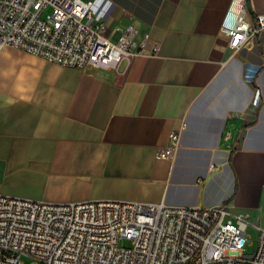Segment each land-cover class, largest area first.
Wrapping results in <instances>:
<instances>
[{
    "label": "crops",
    "instance_id": "1",
    "mask_svg": "<svg viewBox=\"0 0 264 264\" xmlns=\"http://www.w3.org/2000/svg\"><path fill=\"white\" fill-rule=\"evenodd\" d=\"M94 1L114 40L137 25L145 49L82 70L4 48L0 193L228 205L264 228V28L233 51L234 0ZM250 1L264 19V0ZM183 121L174 159L158 157Z\"/></svg>",
    "mask_w": 264,
    "mask_h": 264
},
{
    "label": "built area",
    "instance_id": "2",
    "mask_svg": "<svg viewBox=\"0 0 264 264\" xmlns=\"http://www.w3.org/2000/svg\"><path fill=\"white\" fill-rule=\"evenodd\" d=\"M94 8V0H0V53L13 47L85 70L116 67L144 51L148 35L138 39L137 25L114 40ZM263 28L264 19L254 21L246 0H234L222 31L238 51ZM186 129L183 121L158 157L173 160ZM252 224L249 212L228 205L55 203L0 193V264H264L263 227L256 224V251L245 250Z\"/></svg>",
    "mask_w": 264,
    "mask_h": 264
},
{
    "label": "rangeland",
    "instance_id": "3",
    "mask_svg": "<svg viewBox=\"0 0 264 264\" xmlns=\"http://www.w3.org/2000/svg\"><path fill=\"white\" fill-rule=\"evenodd\" d=\"M258 224V223H257ZM248 241L245 246V250L247 254H252L254 251H256L259 243V231L256 226V222L254 221V224L250 225L248 230ZM128 244V243H125ZM24 260L29 263V260L27 258H24Z\"/></svg>",
    "mask_w": 264,
    "mask_h": 264
},
{
    "label": "trees",
    "instance_id": "4",
    "mask_svg": "<svg viewBox=\"0 0 264 264\" xmlns=\"http://www.w3.org/2000/svg\"><path fill=\"white\" fill-rule=\"evenodd\" d=\"M246 2H247V6H248V9H249V11H250L252 17H253V18H256L255 14H254V12H253V10H252V8H251V1H250V0H246ZM256 23H257V22H256Z\"/></svg>",
    "mask_w": 264,
    "mask_h": 264
}]
</instances>
